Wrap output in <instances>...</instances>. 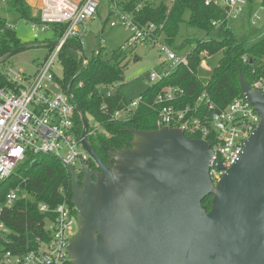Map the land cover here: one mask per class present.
<instances>
[{
  "label": "water",
  "instance_id": "obj_1",
  "mask_svg": "<svg viewBox=\"0 0 264 264\" xmlns=\"http://www.w3.org/2000/svg\"><path fill=\"white\" fill-rule=\"evenodd\" d=\"M239 82L261 121L216 185L210 144L179 128L132 131L129 146L106 148L105 164L69 86L82 145L100 169L81 158V187L69 166L79 228L68 246L73 264H264V94L242 73Z\"/></svg>",
  "mask_w": 264,
  "mask_h": 264
},
{
  "label": "built area",
  "instance_id": "obj_2",
  "mask_svg": "<svg viewBox=\"0 0 264 264\" xmlns=\"http://www.w3.org/2000/svg\"><path fill=\"white\" fill-rule=\"evenodd\" d=\"M102 1L28 0L40 14V22H29L35 38L51 29L52 23H64L66 29L48 58L38 66L34 77L12 66L0 68V183L6 180L10 182L16 168L35 155L57 157L66 167L74 166L76 170V164H81V158H90L85 149L80 150L83 145L76 122L75 105L67 92L62 91L51 72L59 51L68 39L78 38L83 44L82 35L86 31V24L96 17ZM175 1L168 0L170 4ZM205 4L222 8L228 26L232 27L241 19L251 2L205 0ZM139 8L141 5L137 10ZM108 9L111 12L112 27L126 25L132 29L124 49L138 44L159 45L163 54L162 70L151 71L152 84L169 77L178 66L189 65L193 48L178 51L167 44L163 37V25L158 26L153 22L140 25L133 13L121 10L116 3ZM263 12L264 6L261 4L252 11V26L259 25ZM7 23L14 28L13 23L8 20ZM213 25L218 27L221 21H213ZM208 55L207 51L201 53L199 67ZM243 61L253 66L255 76L249 82L250 86L264 94V57L258 64L247 55L243 56ZM111 92V89H106L103 94L110 96ZM185 94V89L175 84H166L160 88L154 100L158 106L157 129L179 128L190 138L206 140L211 148L209 175L216 185L244 152L245 141L259 125L261 116L244 95L235 97L217 111L206 90L192 105L184 106L181 103ZM141 102L143 97L139 95L123 108L115 110L112 119H128ZM60 192L64 198L56 206L42 202L37 204L36 210L44 214L42 227L38 232L32 231L33 237L24 242V247L15 245L16 233L7 225L3 216L15 208L19 201L34 199L21 182L0 193V264H73L68 246L79 229L77 208L69 203L63 188Z\"/></svg>",
  "mask_w": 264,
  "mask_h": 264
},
{
  "label": "trees",
  "instance_id": "obj_3",
  "mask_svg": "<svg viewBox=\"0 0 264 264\" xmlns=\"http://www.w3.org/2000/svg\"><path fill=\"white\" fill-rule=\"evenodd\" d=\"M167 1L160 0L157 4L156 0H108V7L116 3L121 10L133 13L140 25L150 22L158 26L163 25L164 40L174 49L182 51L188 47L193 48L189 65L178 66L169 77L145 89L140 94L143 102L126 120L112 119L115 110L123 108L132 101L118 89L119 84L124 80L126 66L122 64L126 51L123 46L112 51L108 58L104 57L103 47L88 58L83 54L81 39L70 38L58 53L62 76L53 74L54 79L58 81L64 92L68 91L69 86L71 87L72 96L88 123L86 140L105 163L109 158L106 148L129 146L133 139L132 131L157 129L158 106L154 100L163 85L175 84L183 87L186 94L181 103L184 106L192 105L206 90L215 104V110L218 111L235 97L243 95L239 82L240 73L248 82H252L255 76L253 66L250 62H244L243 56L252 57L256 64L264 57V29L252 26L250 23L255 0H250L251 5L242 14V24L237 28L228 26L229 22L225 20L222 8L206 5L205 0H176L172 4ZM4 2V10L13 17L24 19L28 23L40 22L39 12L28 0H4ZM139 5L141 8L137 10ZM261 5L264 6V0ZM110 18L109 10L106 22ZM213 21H221V25L216 27ZM182 25L204 32L207 38L187 36L180 43H176ZM51 28L56 35V42L50 41L44 44L49 47L44 61L54 50L66 25L52 23ZM26 47V42L17 36L15 29L10 27L4 18L0 19V59L2 58L3 61ZM203 51L209 52L210 55L218 52L223 54L208 79H201L197 74ZM42 63L43 61L39 65ZM106 89H111L110 96L103 94ZM76 122L79 133H82L83 121L78 112ZM86 164L92 168L96 166L91 157L86 160ZM10 179V182L6 180L0 183L1 194L11 185L21 182L23 188L34 199L19 201L15 208L5 212L3 216L7 225L16 233L15 245L24 247V242L33 237L32 231L38 232L42 227L44 214L36 210L38 203L56 206L64 198L63 193L60 192L61 188L65 191L69 203H72V174L57 157L41 154L29 157L20 164ZM203 204L209 210L211 196L205 198Z\"/></svg>",
  "mask_w": 264,
  "mask_h": 264
},
{
  "label": "rangeland",
  "instance_id": "obj_4",
  "mask_svg": "<svg viewBox=\"0 0 264 264\" xmlns=\"http://www.w3.org/2000/svg\"><path fill=\"white\" fill-rule=\"evenodd\" d=\"M160 0H156L158 4ZM168 2V1H167ZM255 7L257 8L262 0H255ZM5 2L0 0V19L8 20L14 24L16 34L22 41L26 42V49L10 56L9 58L0 62V68L15 67L24 71L30 77H34L38 72V66L49 51L47 44L50 41L56 42V35L53 29H49L39 34L35 38L30 24L24 19L13 17L10 13L4 10ZM108 1L103 0L99 6L98 13L94 19L86 24V31L82 35L83 54L91 58L95 51L104 48V57L108 58L112 51L119 49L126 45L128 39L132 34V29L126 25H118L112 27L108 17ZM264 12L262 13L263 16ZM242 20L234 23V27L241 26ZM258 27L264 29V19L259 23ZM187 36H195L199 38H207L206 34L196 29L187 28L185 25L181 26L179 36L176 43H180ZM125 57L122 64H125L124 80L119 84L118 89L129 99H136L145 89H147L152 81L150 73L152 70H162L163 54L160 51L158 44H144L137 46H128L125 51ZM222 52L214 55H208L198 69V76L201 79H208L214 68L219 64L222 58ZM54 75L62 76V67L56 59L52 67ZM53 86V85H52ZM84 151L83 147H80ZM76 168L79 172L81 164L77 163ZM84 178V177H83ZM79 229H77V232Z\"/></svg>",
  "mask_w": 264,
  "mask_h": 264
},
{
  "label": "flooded vegetation",
  "instance_id": "obj_5",
  "mask_svg": "<svg viewBox=\"0 0 264 264\" xmlns=\"http://www.w3.org/2000/svg\"><path fill=\"white\" fill-rule=\"evenodd\" d=\"M88 160V159H87ZM95 162V161H94ZM95 164H96V162H95ZM105 164H109V158H108V162L107 163H105ZM89 168H92L91 166L89 167ZM94 169H95V171H99L100 169H99V167L97 166V164H96V166L95 167H93ZM83 177H84V174H83V172L81 171V169L79 170V172H78V179H79V185L82 187V180H83ZM94 179H95V177H94Z\"/></svg>",
  "mask_w": 264,
  "mask_h": 264
},
{
  "label": "crops",
  "instance_id": "obj_6",
  "mask_svg": "<svg viewBox=\"0 0 264 264\" xmlns=\"http://www.w3.org/2000/svg\"><path fill=\"white\" fill-rule=\"evenodd\" d=\"M253 7H254V9L256 8V7H255V3H254V6H253ZM263 19H264V14H263V16H262V20H263Z\"/></svg>",
  "mask_w": 264,
  "mask_h": 264
}]
</instances>
